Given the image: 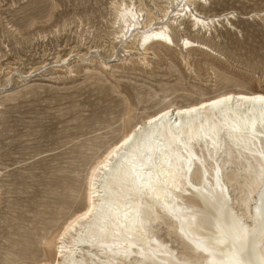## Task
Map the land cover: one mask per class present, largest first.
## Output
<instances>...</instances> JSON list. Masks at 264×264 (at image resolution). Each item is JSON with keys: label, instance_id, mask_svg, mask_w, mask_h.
Returning <instances> with one entry per match:
<instances>
[{"label": "bare ground", "instance_id": "bare-ground-1", "mask_svg": "<svg viewBox=\"0 0 264 264\" xmlns=\"http://www.w3.org/2000/svg\"><path fill=\"white\" fill-rule=\"evenodd\" d=\"M209 1L112 0L104 25L96 32L84 29L82 19L77 24L73 20L66 21L62 27L51 31L50 34L57 35L62 28L69 29L75 24L77 29L73 35L78 36L77 46L69 48L70 54L56 61L66 66L58 65L54 71L65 73L69 77L66 79H72L76 76L75 69L82 67L88 80L101 85L108 82L110 89L124 96L128 108L121 115L119 126L111 128L110 137L100 135V139L106 140L102 143L105 147L101 151H93L90 159L84 161V171L76 173L75 178L70 177L69 183L59 187L60 199L53 202L55 211L51 212V224L36 230L32 242L26 241L35 250L12 264H178L185 259L194 264H205L208 254L198 250L196 243L203 241L207 246L211 238L224 239V243L215 244L213 248L217 264H221L233 250L238 251L244 260L251 259L257 264L264 261V235L261 234L264 229L261 223L264 185L257 180L259 170L264 169V136L258 134L264 126V106L259 101L240 99L264 96V89L249 85L220 62L229 47L216 40L221 36L219 26L225 27V32L229 33L237 29L232 22L236 15L234 12L213 13ZM190 7L191 14L206 19L208 23L200 25L198 21H192L188 12ZM178 12L184 15H176ZM252 17L264 22L263 11ZM217 19L219 23L214 25ZM160 34L169 36L172 43L159 39ZM13 36L17 38L15 34ZM47 37L39 34L34 39ZM19 41L16 43L20 44ZM96 41L102 44L89 45ZM81 47L86 49L85 53L77 51ZM76 51L78 58L73 60ZM0 54V81L4 79L8 86L15 78L13 74L17 67L8 62L7 54L3 55L2 51ZM197 66L210 73L208 79L200 77ZM161 68L177 78L174 86L170 82H160L159 92L150 88L145 80L155 76L157 69ZM109 76L114 78V82ZM140 77L147 78H142L144 82L139 83ZM17 79L19 85L13 92L6 90L0 93V110L6 101L16 99L20 89L28 84V78ZM61 79L60 76L56 78ZM188 79L197 82L192 83ZM200 82H212L213 90L204 89ZM123 83L140 90L137 93L138 105L146 101H154L155 104L146 109L129 105V98L118 91ZM220 83L225 84L220 86ZM143 87L149 91H144ZM178 91L182 95L177 96ZM161 93L164 96L161 97ZM223 96L233 99L221 105L209 104V101ZM200 104L208 106L197 108L193 113L181 111ZM169 109V116L154 121L152 125L147 124L154 114ZM178 111L181 115L174 117ZM253 126L255 133L251 131ZM133 132L136 134L129 145L119 148L108 161L109 168L93 175L91 169L104 162L108 152ZM158 139L157 147L169 156L172 171H176L177 163L183 170L191 168L187 179L193 187L188 190L187 185H178L181 194L176 197V219L157 212L152 219L139 222L129 209L127 219L119 216L120 223L114 231L111 221L105 219L103 213L107 211L106 203L120 207L126 203L123 194L127 191L129 165L120 157L127 151L128 158H131L146 147L145 141ZM184 146L189 152L179 153ZM177 155L183 159L177 160ZM164 167L168 168V165ZM197 188L199 192L195 191ZM221 189L225 191L221 192ZM92 204H95L93 214L87 220H77L73 225L74 232L69 230L65 233L68 221L81 215ZM189 204L192 209L185 210L184 206ZM214 205L218 206V211ZM196 209L206 211L216 219L201 223ZM229 214L246 230L235 239V249L231 248V236L221 235L230 232ZM192 216L195 220L191 219ZM181 227L185 229L183 234L179 231Z\"/></svg>", "mask_w": 264, "mask_h": 264}, {"label": "rangeland", "instance_id": "rangeland-1", "mask_svg": "<svg viewBox=\"0 0 264 264\" xmlns=\"http://www.w3.org/2000/svg\"><path fill=\"white\" fill-rule=\"evenodd\" d=\"M111 2L55 0V8L50 9L49 0H0V52L7 54L8 62L17 67L8 86L1 79L0 93L13 92L19 85L17 78H28V84L15 95L16 99L6 101L0 110V264H12L35 250L26 241L32 242L36 230L51 224L53 202L60 199L59 187L84 171V161L90 159L93 151L105 147L102 143L106 140L100 139V135L110 137L111 128L119 126L121 115L128 108L124 96L110 89L108 82L101 85L88 80L82 67L75 69L76 76L72 79L54 71L58 65L66 66L57 63L58 58H66L69 48L77 46L74 25L82 19L84 29L96 32L104 25ZM209 2L213 13L236 15L232 22L237 29L229 33L219 26L221 36L216 40L229 47L220 62L249 85L264 89V22L252 17L264 12V0ZM69 20L76 21L73 28L50 34ZM39 34L48 37L35 40ZM96 44L102 43L89 45ZM77 51L85 53L86 49L81 47ZM77 51L73 60L78 58ZM196 68L200 77L208 79L210 73L206 69ZM157 71L146 80L142 77L150 88L160 92V82L176 84L177 77L168 70ZM59 76L62 79L56 80ZM142 78L139 83L144 82ZM109 79L114 82V78ZM212 82L200 83L204 89L213 90ZM118 91L129 98L133 107L146 109L155 104L146 101L138 105L140 90L131 84L123 83ZM180 95L178 91L177 96Z\"/></svg>", "mask_w": 264, "mask_h": 264}, {"label": "snow or ice", "instance_id": "snow-or-ice-1", "mask_svg": "<svg viewBox=\"0 0 264 264\" xmlns=\"http://www.w3.org/2000/svg\"><path fill=\"white\" fill-rule=\"evenodd\" d=\"M207 0H202V3H206ZM49 8H55V0H49ZM190 14V19L194 22L198 21L200 25H206L208 21L206 19L199 18L196 15L191 14L192 8L188 9ZM178 16L184 15V13H176ZM219 23V19L213 22V24ZM159 39L167 40L168 43H172V40L169 36L158 35ZM147 41V38H146ZM187 44L188 42L185 41ZM233 97L231 96H223L218 99H213L209 101V104L212 106L221 105L226 101H231ZM243 100L249 101H259L262 106H264V96H251V97H240ZM206 104H200L197 107L193 108H184L181 111L186 113H193L197 111V108L207 107ZM171 113V109L165 112L162 111L158 115H153L152 119L147 121L148 125H152L154 121L161 120L162 117L169 116ZM174 117H179L181 112H175ZM178 123V121H177ZM252 132L255 133V128L251 129ZM135 132L132 135H129L126 139H123L121 142L117 143L116 147L108 152L107 156L103 158L104 162L98 163L95 168H92L91 171L93 175L99 172L100 170H107L109 168L108 161L111 157L118 151L119 148L124 147L125 145H129V142L132 141L133 136H135ZM261 136H264V126L261 127L260 132L258 133ZM255 139V135L253 136ZM160 140L158 139L155 142L145 141L146 147L141 148L137 151L131 158H128V152L126 151L124 156L120 157L121 160H126L129 167L127 169V191L123 194V199L126 202L123 207L119 205H113L111 203H106L104 205L106 212L103 213L105 219L111 221L113 225V230L115 231V227L119 225V216L123 215L124 219H127L129 216V209L134 213L136 220L139 222H143L144 220H150L157 212L161 215L167 214L168 217L172 219L177 218L176 213V197L181 194V187L179 184L187 185V189H192V183L187 179V174L191 172V168L187 170H183L182 165L179 163L176 164V171H172V164L170 163V158L165 152L157 147ZM179 143V141H177ZM171 148V145H169ZM189 149L187 146H184L179 149V153H188ZM183 159L182 156L177 155V160ZM119 163V161H118ZM167 164L168 168H165L164 165ZM257 180L261 185H264V169L259 170L257 175ZM219 183V181H217ZM196 192H199V189H195ZM225 191V189H221V192ZM98 195V193H97ZM219 199V198H217ZM103 203V202H102ZM198 203V201H196ZM185 210H191L192 205L189 204L184 206ZM217 207V211L218 206ZM95 210V204L87 207L86 210L81 212V215L74 217L68 221L67 226L65 227V233L69 230L75 231V227L73 225L77 220H87L89 216L93 214ZM198 215L201 216V223L207 224L209 220L216 219L207 214L206 211H201L199 209L195 210ZM192 220H195V216L191 217ZM103 223V220L100 221ZM261 223L264 224V215L261 217ZM228 227L230 229L229 233H221L222 236L230 235L233 243L231 244V248L235 249L236 245L234 243L235 239L239 237L244 231H246L242 224H240L237 220L231 217L229 214ZM101 231H104V228H101ZM180 233L183 234L185 232L184 228L179 229ZM264 235V229L261 232ZM61 240H63V236H61ZM224 243V239L211 238V242L205 246L204 242H197L196 248L200 251H203L208 254L209 259L205 260V264H217L215 259V251L213 250L215 244ZM135 245H133L134 247ZM127 254V252L125 253ZM178 264H194L193 261L183 260L182 262H178ZM221 264H257L254 260H244L241 258L238 251H230L224 260L221 261ZM259 264H264V261L259 262Z\"/></svg>", "mask_w": 264, "mask_h": 264}]
</instances>
